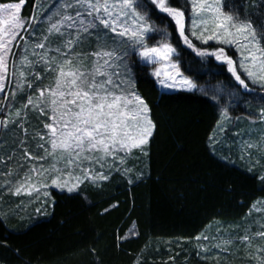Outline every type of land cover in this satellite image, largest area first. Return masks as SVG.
<instances>
[{
  "label": "snow or ice",
  "instance_id": "obj_1",
  "mask_svg": "<svg viewBox=\"0 0 264 264\" xmlns=\"http://www.w3.org/2000/svg\"><path fill=\"white\" fill-rule=\"evenodd\" d=\"M25 2L0 3V131H22L19 146L26 158L15 173L3 175H20L27 165L21 179L5 181L12 195L39 196L44 189L47 198L49 187L73 193L86 181L100 188L113 173L129 184L144 178L128 162L149 156L157 124L136 89L132 55L139 58L137 72L152 67L163 92L199 93L219 103L223 90L234 106L258 103L253 122L264 125V0H234L227 11L223 0H59L55 7L37 0L41 14L52 9L43 21L21 16ZM91 37L96 47L84 51ZM204 68L230 74L223 89L199 83ZM30 112L43 118L31 137L34 146L26 127ZM230 119L229 108L221 105V131ZM209 139L214 148L218 141ZM250 150L264 153V132L258 141H241L240 159H251ZM254 167L250 163L248 171ZM257 178L264 182V174ZM248 232L239 237L246 249L256 238L264 241V230ZM234 242L221 238L211 248L228 251ZM248 258L264 264V247Z\"/></svg>",
  "mask_w": 264,
  "mask_h": 264
},
{
  "label": "trees",
  "instance_id": "obj_2",
  "mask_svg": "<svg viewBox=\"0 0 264 264\" xmlns=\"http://www.w3.org/2000/svg\"><path fill=\"white\" fill-rule=\"evenodd\" d=\"M230 2L223 0L225 11ZM257 2L249 0V5ZM36 3L26 0L25 17ZM129 63L157 124L149 156L128 162L142 169L144 178L129 184L113 173L100 188L85 182L73 193L51 189L48 214L25 228L5 219L0 206V264H198L182 252L187 244L216 221H239L264 198V182L257 175L212 151L209 138L226 98L217 103L199 93H165L150 67L137 72L135 55ZM226 75L204 68L199 83L223 89Z\"/></svg>",
  "mask_w": 264,
  "mask_h": 264
},
{
  "label": "rangeland",
  "instance_id": "obj_3",
  "mask_svg": "<svg viewBox=\"0 0 264 264\" xmlns=\"http://www.w3.org/2000/svg\"><path fill=\"white\" fill-rule=\"evenodd\" d=\"M59 2V0H46V3L52 4L55 7V3ZM224 4V3H223ZM24 6V5H23ZM22 6V11H23ZM52 9L49 8L48 11L40 13L39 9L37 8V3L33 8L32 17L34 14L39 16L41 21H43L44 16L48 14ZM225 10V6H224ZM21 11V16L23 18H27L23 15ZM187 16V13H186ZM29 17V18H30ZM17 42L22 44V41L19 37H17ZM149 44H153V40L148 41ZM96 41L94 37L89 38L87 41L84 42L83 50L88 51L91 49H95ZM15 50V49H14ZM234 51V49L232 50ZM136 56V55H135ZM132 57V56H131ZM137 57V56H136ZM239 54H236V58L238 59ZM139 60V58L137 57ZM129 63V60H128ZM130 65V63H129ZM152 71V67L149 66ZM133 74V73H132ZM47 83V80H45ZM207 86V85H204ZM218 88H221L217 86ZM254 88L256 86H253ZM222 89V88H221ZM255 94V93H254ZM222 97L226 98V103L221 104L225 107L234 110V114L230 113L231 119L228 121L223 122L224 130L221 131L220 127H216L213 136L215 143L213 148V141L211 140V148L213 153L219 157L220 159L227 161L231 164L237 165L242 169L248 171L249 164H255L253 170L249 173L254 175H261L264 174V153H259L255 150H250L252 152V158L249 159L245 157L244 160L240 159V146L242 140H253L258 141L261 138V133L264 132V125L259 123L257 120L253 122V117L258 115L259 106L258 103L254 102L252 105L248 106L247 108H242L238 106H234V101L232 98L227 95L226 92H221V99ZM220 105V106H221ZM245 112L243 115L237 114L239 111ZM251 112L253 116H249L248 113ZM239 117V119H237ZM41 119L38 118L36 113H29V121L30 124L26 125L28 127L29 137L28 142L30 145L35 144V141L31 139L32 135L34 134L35 130L42 127ZM220 123V121H219ZM14 126H10L12 128ZM23 136L22 131H8L2 132L0 131V206L2 210V215L5 219L10 220H17V222H21L17 225L19 228L23 226V228L33 225L34 223L38 222L40 219L45 218L44 216L48 214L49 206L51 205V197L45 198L43 196L44 189L41 190L39 196L36 193H33L32 196L28 195H12L5 185L6 180H10L15 182L18 179H21L24 171L27 168H20L19 173L20 175H12V176H5L4 173L8 172L10 169L15 173L17 171V166L26 158L22 155V150L19 146V139ZM15 153L12 159H8L9 156ZM257 159H259V163H256ZM6 162V163H5ZM87 182V181H86ZM82 185V184H81ZM55 189L49 187L47 191L50 194V190ZM58 190V189H57ZM65 192H67L65 190ZM46 201V202H45ZM2 204V205H1ZM40 209L37 212V209ZM44 215V216H43ZM264 198L258 199L254 205L251 207L250 211L247 215H245L242 219L236 222H224V221H216L211 224L203 233L199 236L201 237L200 240H195L192 243L187 244L186 249L182 252L187 254L186 257H193L196 263L201 264H255V262L249 259V253L254 254L255 248L257 246L264 247V241L256 238L253 240V247L252 249H246L243 244L239 242V237L245 234V230L249 229L248 234L251 235L252 233L256 232L257 230H264ZM17 226L12 227L13 230H17ZM209 237V240H204L203 237ZM212 237H216L215 241H212ZM221 238L229 239L233 238L235 242L228 247V251H220L216 248H211L212 243H220ZM209 247L211 250L208 253L203 252L201 249L202 247ZM156 251L160 252V247L156 246ZM180 254V253H178ZM207 256V259L202 257ZM218 257V259L213 258ZM174 260L175 257H172ZM188 263V262H186Z\"/></svg>",
  "mask_w": 264,
  "mask_h": 264
}]
</instances>
